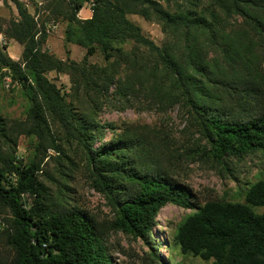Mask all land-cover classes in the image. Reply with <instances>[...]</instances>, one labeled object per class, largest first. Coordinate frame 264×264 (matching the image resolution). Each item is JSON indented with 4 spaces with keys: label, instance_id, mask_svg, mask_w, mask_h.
Segmentation results:
<instances>
[{
    "label": "trees",
    "instance_id": "16d2710c",
    "mask_svg": "<svg viewBox=\"0 0 264 264\" xmlns=\"http://www.w3.org/2000/svg\"><path fill=\"white\" fill-rule=\"evenodd\" d=\"M2 2L17 18L0 17V34L22 50L13 60L1 46L0 81L9 76L25 92L26 132L48 138L56 150L50 123H57L114 211L109 221L95 222L69 204L64 189L51 193L38 178V162L24 165L0 148V209L11 216L2 234L12 252L0 264H113L107 230L146 240L166 205L194 208L175 180L180 160L226 167L264 152V0H54L46 8L65 22V42L85 49L80 62L42 48L47 34L25 2ZM86 2L91 15L80 19ZM130 14L155 21L167 39L155 44ZM98 51L103 65L88 61ZM53 70L69 75L70 93L45 76ZM115 104L177 109L193 140L181 147L178 136L161 129L124 125L105 142L98 113ZM4 131L0 123L1 137ZM171 240L182 254L212 264H264V177L247 187L242 202H204Z\"/></svg>",
    "mask_w": 264,
    "mask_h": 264
},
{
    "label": "rangeland",
    "instance_id": "374dc122",
    "mask_svg": "<svg viewBox=\"0 0 264 264\" xmlns=\"http://www.w3.org/2000/svg\"><path fill=\"white\" fill-rule=\"evenodd\" d=\"M21 1L26 3L28 11L34 15L39 28L45 29L48 37L42 48L62 61L71 59L80 62L85 49L65 42L63 34L65 22L52 17L47 8L44 10L33 0ZM89 7V3H85L79 10L80 16L91 15ZM0 17L5 21L16 19L15 7L12 4L6 6L0 0ZM128 18L139 25L143 34L155 44L160 46L167 39L166 34L155 21L144 20L136 14H130ZM8 42L9 40L0 34V48L3 44H7L8 47ZM15 48L17 44L7 48L6 52L11 59L19 60L20 56H16ZM88 61L104 64L103 56L99 51L89 57ZM45 76L65 94L70 93L71 83L68 74L53 70L46 72ZM6 77L4 76L0 81V123L6 133V137L0 136V148L3 154L20 160L24 165L38 162L40 166L38 178L48 186L52 194L58 189H64L69 196L71 206L78 207L95 222L109 221L113 217L114 208L102 193L92 187L80 148L54 122L50 123V133L57 145L56 150L48 145V138L40 142L35 135L28 134L26 116L29 101L18 84L12 81L6 84ZM118 106L105 105L98 113L100 123L105 126V142H108L113 132L121 131L124 125H147L161 129L172 136H178L179 145L191 144L193 140L192 129L188 128L177 109L161 113L157 110L138 111L132 107L119 109ZM98 144L95 143L94 146ZM222 167L225 166L209 160H180L175 180L179 186L188 191L194 208H183L175 204L166 205L159 213L157 224L146 240L133 238L120 231L107 230L105 241L109 247L112 263L212 264V259L202 260L196 256L182 254L171 240L175 227L206 201L242 202L247 187L264 177V152H256L239 161H233L225 167L227 170H222ZM24 199L31 204V196L25 194ZM10 217L5 208L0 209V260H7L12 254L2 234V230L9 225Z\"/></svg>",
    "mask_w": 264,
    "mask_h": 264
},
{
    "label": "crops",
    "instance_id": "0c3cea01",
    "mask_svg": "<svg viewBox=\"0 0 264 264\" xmlns=\"http://www.w3.org/2000/svg\"><path fill=\"white\" fill-rule=\"evenodd\" d=\"M33 1L37 2V4L40 7H42L44 10H46L47 5L50 4L51 2H53L54 0H33ZM87 15L88 14H86L84 17L85 18L90 17V15H88V16ZM47 37H46V40H47ZM8 40H9V42H8L9 46L7 48H9L10 46H13V44H17V48H15L14 52H15L16 56H20L21 50H22V46L19 43H17L16 41H14L13 39H8Z\"/></svg>",
    "mask_w": 264,
    "mask_h": 264
},
{
    "label": "built area",
    "instance_id": "2783aa9c",
    "mask_svg": "<svg viewBox=\"0 0 264 264\" xmlns=\"http://www.w3.org/2000/svg\"><path fill=\"white\" fill-rule=\"evenodd\" d=\"M87 3H89V2H86V4ZM89 10H90V13H91V4L89 3ZM77 16L80 18V19H85V17H82V16H80V13H79V11H78V13H77ZM11 81V79L9 78V76H7L6 77V79H5V82H6V84H8L9 82Z\"/></svg>",
    "mask_w": 264,
    "mask_h": 264
},
{
    "label": "bare ground",
    "instance_id": "6f19581e",
    "mask_svg": "<svg viewBox=\"0 0 264 264\" xmlns=\"http://www.w3.org/2000/svg\"><path fill=\"white\" fill-rule=\"evenodd\" d=\"M163 216V215H162ZM162 216H161V218H162ZM164 218V217H163Z\"/></svg>",
    "mask_w": 264,
    "mask_h": 264
}]
</instances>
